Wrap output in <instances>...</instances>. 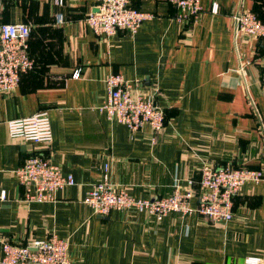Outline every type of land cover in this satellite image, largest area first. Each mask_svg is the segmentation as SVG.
<instances>
[{
  "label": "crops",
  "instance_id": "crops-1",
  "mask_svg": "<svg viewBox=\"0 0 264 264\" xmlns=\"http://www.w3.org/2000/svg\"><path fill=\"white\" fill-rule=\"evenodd\" d=\"M131 2L154 17L136 33L108 37L86 21L98 0H0L2 22L31 24L35 60L16 88L0 92V261L3 240L56 233L70 239L72 264H246L249 256L264 264V178L241 186L228 222L198 212L161 221L130 210L101 216L85 202L107 163L109 181L139 198L171 195L177 182L188 190L192 180V206L205 164L264 172V48L235 18L244 9L264 17V0H201L203 11L183 21L168 0ZM112 73L148 94L159 89L167 120L158 134L148 124L131 132L97 109ZM41 110L50 114L51 144L10 136L6 121ZM36 152L75 177L54 201L23 200L15 170Z\"/></svg>",
  "mask_w": 264,
  "mask_h": 264
},
{
  "label": "built area",
  "instance_id": "built-area-1",
  "mask_svg": "<svg viewBox=\"0 0 264 264\" xmlns=\"http://www.w3.org/2000/svg\"><path fill=\"white\" fill-rule=\"evenodd\" d=\"M168 1L176 7V16L181 21L196 17L203 11L201 0ZM55 2L64 5V0ZM97 8L99 11H91L86 21L96 34L108 37L116 35L119 30L136 33L144 21L154 17L153 13L133 6L131 0H98ZM218 9V4L214 3L212 10L218 12ZM56 18L58 22L63 21V13H57ZM235 18L238 30L261 40L264 48V20L248 9L238 13ZM31 34L29 23H7L0 20V92L16 88L23 76L35 68V60L30 53ZM74 76L79 77L80 72H75ZM105 84L107 97L97 109L110 121L125 124L131 132H137L147 124L157 134L164 128L167 115L156 101L158 88L148 94V91L120 73L108 75ZM5 123L12 138L45 146L53 141L48 110L10 119ZM15 175L24 187L23 200L27 203L54 201L59 191L76 183L73 174L64 173L44 152H36L27 157L16 168ZM263 178L264 172L259 169L218 168L205 164L201 168L200 179L203 192L199 196L198 205L192 206V180H188V190L182 191L180 182H177L171 195L139 198L131 194L127 186H116L109 181L107 163L103 178L93 185L85 202L95 214L101 216L113 211L130 210L161 221L172 212L183 215L198 212L213 222H228L234 218V199L241 186ZM0 198L6 199L5 190L1 191ZM69 250L70 239L56 233L44 239H33L26 244L3 240L0 264H72ZM261 260L258 256H249L245 262L260 264Z\"/></svg>",
  "mask_w": 264,
  "mask_h": 264
},
{
  "label": "trees",
  "instance_id": "trees-1",
  "mask_svg": "<svg viewBox=\"0 0 264 264\" xmlns=\"http://www.w3.org/2000/svg\"><path fill=\"white\" fill-rule=\"evenodd\" d=\"M64 3H65V0H64ZM65 5V4H64ZM262 20H264V17L261 16L258 12H256L255 10H253ZM87 17V16H86Z\"/></svg>",
  "mask_w": 264,
  "mask_h": 264
},
{
  "label": "water",
  "instance_id": "water-1",
  "mask_svg": "<svg viewBox=\"0 0 264 264\" xmlns=\"http://www.w3.org/2000/svg\"><path fill=\"white\" fill-rule=\"evenodd\" d=\"M93 11L95 12V11H99V10H98V8H95Z\"/></svg>",
  "mask_w": 264,
  "mask_h": 264
}]
</instances>
